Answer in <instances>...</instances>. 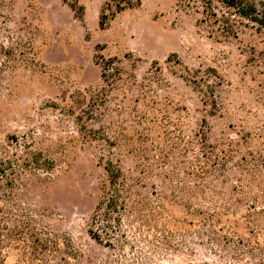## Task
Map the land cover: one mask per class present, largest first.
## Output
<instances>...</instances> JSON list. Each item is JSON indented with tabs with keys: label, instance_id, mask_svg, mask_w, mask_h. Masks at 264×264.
I'll return each instance as SVG.
<instances>
[{
	"label": "rangeland",
	"instance_id": "1",
	"mask_svg": "<svg viewBox=\"0 0 264 264\" xmlns=\"http://www.w3.org/2000/svg\"><path fill=\"white\" fill-rule=\"evenodd\" d=\"M75 1L0 0V264H264V33Z\"/></svg>",
	"mask_w": 264,
	"mask_h": 264
},
{
	"label": "trees",
	"instance_id": "2",
	"mask_svg": "<svg viewBox=\"0 0 264 264\" xmlns=\"http://www.w3.org/2000/svg\"><path fill=\"white\" fill-rule=\"evenodd\" d=\"M185 2L187 8L194 9L200 15L201 24L226 37H237L244 28H252L257 33H264V0H185ZM112 4H115V10H112ZM112 4H107V10L113 16L116 12L138 5L139 0H112ZM76 7L77 3L73 0L72 8ZM106 20L107 15L103 14L100 25L103 26ZM101 60L104 62L103 69L108 68V64L112 62L110 59L106 62L102 57ZM14 171L13 160L0 159V176L13 175ZM107 171L110 178L109 183L116 196H119L120 170L111 169L110 166ZM90 236L96 238L91 232Z\"/></svg>",
	"mask_w": 264,
	"mask_h": 264
}]
</instances>
